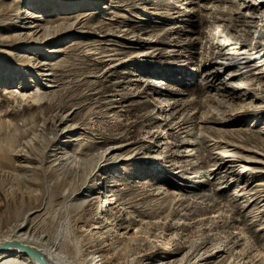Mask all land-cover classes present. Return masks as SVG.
<instances>
[{
    "label": "bare ground",
    "instance_id": "1",
    "mask_svg": "<svg viewBox=\"0 0 264 264\" xmlns=\"http://www.w3.org/2000/svg\"><path fill=\"white\" fill-rule=\"evenodd\" d=\"M45 1H55L60 9L52 10L47 4L48 14L20 12L26 0H0V8L6 9L5 14H0V76L4 73L2 70L13 66L23 74L15 89L6 85L8 89L0 90V195L5 188L20 194L16 212L6 216V235L3 229L0 246L17 241L40 251L50 264H79L77 260L80 264H224L225 255L221 254L224 250L213 248L191 257L194 252L192 246L184 251L183 242L167 247L162 241H157L154 231L156 224L161 222L159 218L150 217L152 199H164L166 202L173 194L167 188H154L153 183L139 180L130 183L126 177L133 167L139 174L138 179L142 172L146 175L155 173L154 167L158 164L162 172L172 175H162L163 181H182L179 183L180 192L177 195L173 192L176 206L178 203L187 206L191 202H199L204 204L207 213L219 214V202L213 200L204 187L226 182L225 179L235 171L243 176L247 172L264 176V151L253 152L260 157L256 160L242 159L231 151L214 153L209 146L213 140L198 127L200 123H208L205 117H201L194 126H186L187 117L193 113L188 112L185 101L176 99L185 93L174 89L167 91L170 93L168 98L160 96L163 86L158 85V80L170 77L167 73L171 72L170 68L158 62L142 60L134 63L130 58L113 59L119 54H112L114 49L110 48L118 46L117 39H121L137 46L153 43L154 46L174 45L185 49L191 48L198 39L183 42L173 38L172 33L155 36L156 40L141 38V34L150 32L149 27L141 23L131 29L119 18L97 20L99 13L96 10L102 8L95 3L103 0H79L80 5L92 8L91 12H77L67 18L49 15L55 11L62 12L67 7L75 9L79 5L75 2L77 0ZM105 1L110 2V8L124 9V0ZM176 1L182 3L186 0ZM187 1L188 5L202 7V2L209 0ZM221 1L238 8L237 11L218 8L220 15L211 18L210 23L215 26L205 39L202 56L208 63L203 68L208 74L203 79L209 82L206 87L214 91L210 98L215 106H220L224 97H230L225 113L229 116L220 118L223 119L222 124H230V117L235 124L250 118L258 121L264 118V0ZM135 2L138 3L134 4L136 9H139V4L146 3L158 4L161 9L170 7L163 0ZM177 3L173 4L180 9ZM243 8L248 13L242 16L240 9ZM180 12L183 16L192 13L188 9ZM4 32L5 35L1 34ZM75 34L81 37L57 49ZM88 36L99 37L101 47L93 44L92 40H86ZM31 51H37V55L19 53ZM168 53L182 56L177 49ZM156 55L158 53L149 57L155 59ZM86 57L89 60L84 62L81 58ZM126 63L133 65V70L123 72L121 68ZM157 67L165 72L157 74L160 78L153 79ZM80 69L82 74L74 76ZM11 81L9 79L13 85ZM82 86L89 87L88 95L91 96L86 105L93 109L87 108V112L96 110L108 123L114 110L126 119L131 112H138V118L130 122V127L111 132L109 138L113 142L100 145L102 139L91 132L92 137H87L89 131L80 120H75L80 107L70 103L74 97L72 92ZM155 111H162V114L154 120ZM4 123L7 126L3 127ZM251 124L254 126L250 127ZM251 124L245 131L253 134L256 141L246 142L253 148L264 150V122L263 126ZM138 125L143 129L140 137L136 138L134 133L140 130L136 129ZM164 136L169 139L166 138V143L162 139ZM218 143L230 147L226 141L219 140ZM163 146L161 154H165L160 155ZM193 150L198 151L200 157L195 165L189 166L190 161L186 158L195 152ZM213 153L219 158H213ZM220 157L221 162H218ZM184 158L185 161H181ZM203 163L206 165L202 166ZM124 164L128 169L122 168ZM251 164L257 167L253 169ZM196 175L207 179L193 181ZM38 184H43L47 190L54 189L53 202H43L24 212V201L30 202L36 197ZM140 184L144 188L140 189ZM257 186L261 187L255 191L259 193L255 203L258 208L264 199V182ZM225 188L227 186L217 190ZM142 190L144 195L140 192ZM260 212L261 220L264 208ZM233 219V222H239L238 218ZM47 223L50 225L48 228L54 225L52 231H46ZM70 223H73L72 227ZM181 224V221H176L172 225L178 235L182 234L178 230ZM149 238L153 243H148ZM70 239L72 248L68 242ZM150 246L152 248L144 252V247ZM210 259L215 261L210 262ZM0 264L39 263L27 253L10 249L0 253Z\"/></svg>",
    "mask_w": 264,
    "mask_h": 264
},
{
    "label": "rangeland",
    "instance_id": "2",
    "mask_svg": "<svg viewBox=\"0 0 264 264\" xmlns=\"http://www.w3.org/2000/svg\"><path fill=\"white\" fill-rule=\"evenodd\" d=\"M135 1L138 0H124L125 5L124 7H122L124 9H116L114 7L110 8L108 7L110 5V2L108 3V1L105 0L101 2H97L95 3V6L102 8L100 10H96V12L99 13L97 15V20H103V18H110V19L119 18V20L125 21L128 25V28L131 29H134L135 26H138L141 23V25L147 26L150 29L149 33L144 35L141 34L140 35L141 38H150L156 40L155 36H161L162 34L167 35L169 33H172L171 36L173 38H176L177 40H182L183 42L192 38H196L198 40L194 41V43L191 45V48H189L190 47L189 46L188 48L185 49H178L175 48L174 45L154 46L153 43L145 46H137V45L129 44L121 39H117L118 46L117 45L110 46V48L114 49V51L111 52L112 54L118 53L119 55H115L112 58L115 59L117 57L116 59H123V60H127L128 58H130L133 60L132 62L134 63L143 60L145 62H156V63L158 62L159 65L163 64L162 66H168V68H170L169 71L171 72H167V73L168 76L170 75V77H168L167 79H163L161 77V79L158 80L159 81L158 85L163 86L160 92V96L162 95V97L166 99L170 96V93L167 91L174 89L183 91L185 93L184 96H178L176 97V99L185 101L186 109L188 110L189 113H193L192 115H189L187 117L186 126H194L201 121L200 119L201 117H205L208 120V123H203V124L200 123L198 127H201L200 131L207 134V136H209L211 140H213L212 142H209V146L214 153H218V152L224 153V151H231L237 153L242 159L245 160L260 159L259 155L253 152L260 153L263 152L264 150L263 148L260 147L253 148L249 145L248 142L251 143L252 140L256 141V137L253 134L245 131V128L249 127L251 123H255L256 126H263L264 118L262 119L260 118L258 119V121L250 118L235 124L231 122V119L233 117H230V120L228 122L231 125L222 124L221 122H223V119L229 116V115H225V113H227L228 110L226 109V105L230 102L229 99L230 97H224L223 99L224 102H222L220 106L219 105L215 106V104L213 103V101H211L210 98V96L214 94V91L211 90L210 87H206L207 83L209 82L206 81V78L203 79V76L208 74L207 70L203 68L204 65L208 63L207 59H204L205 57L202 56L204 52L203 50L205 48L204 46L206 44L205 39L213 29V26H215V25L212 26V24L210 23L212 21L211 18L220 15L218 8H220L221 10L224 9L226 10V8L227 9L230 8L233 11H237L238 7L234 5L230 6L228 3H224L221 0L204 1L202 2V7L188 5L187 0L182 1V3H177L176 0H163L169 4L170 7L168 9H161V7L158 6V4L148 5L147 3L139 4L137 6V8L139 9H136L134 4H138V3H136ZM147 1L156 2L158 0H147ZM75 2L77 4L80 3L79 0ZM171 2L175 4L177 3V5L180 6V9L175 8L174 6L175 4ZM47 4H50V8L52 10L60 9L59 5L55 3V1L48 2L45 0H26V3H24L21 6L20 12H30V13L36 12L37 14L39 13L45 14L46 12V14H48L47 9L49 8V6H47ZM103 7H106L107 9ZM91 9L92 8L87 7L84 4L83 5L79 4L75 7V9L67 7L63 9L64 11L62 12L55 11L53 14L49 16L50 17L61 16L67 18L69 15H73L74 13L77 12L90 13ZM184 9H188L192 11V13L189 14L188 16H183L180 11H183ZM240 11L242 13V16L248 13L247 12L248 10L244 8L240 9ZM5 13H6V9L0 8V14H5ZM1 34L5 35V32ZM76 37L78 38L81 36L75 34L69 37L68 39L65 40V42H63L60 46H58L57 49L64 47L73 41L78 40ZM85 39L90 41L92 40L93 44H96L97 47L100 46L99 43L101 39L97 36H88L85 37ZM85 39L82 38L81 40H85ZM46 49L48 50L49 48ZM174 49L179 50L182 56H176V57L171 56V54L173 53L170 54L168 53V51ZM13 50L14 49H10L9 51L14 52ZM212 51L215 52L217 50L212 49ZM19 53L21 55L24 54L37 55V51L34 52L31 51V53L30 52H23V53L19 52ZM157 53L158 55H156L157 57H155V59L149 57L150 54H157ZM253 53H256V51ZM144 54L145 56L140 57L141 55ZM81 59L84 60V62H87L89 60L88 57ZM52 60L54 61L56 59H52ZM132 68H134L133 65H131L130 63H126L121 68V70L123 72H127L133 70ZM157 68L155 69L156 74L154 73L152 75L153 79L160 78L159 75L157 76V74H163L165 72L164 70L161 69V67H157ZM82 70L85 69L82 67ZM2 71H4V73L2 72V75L0 76V90L5 88L8 89L9 87L7 86H11L10 87L11 89H15V86H18L19 83H21L22 81L21 76L23 77V74L19 68L14 66L7 67ZM173 71H176L177 73H174ZM227 73L228 72H226L225 74ZM80 74H82L81 69L78 70L77 73L74 74V76H78V75L80 76ZM9 79L12 80L11 82L13 85H10ZM86 87L87 86L76 88V90L72 92V94H74V97L70 103L77 104L80 107L79 115H77L75 120H80V122L84 124V127L87 129V131H89V133L86 135L87 137L90 136L92 137L91 133H93L95 135H98L100 139H102V143L100 145L111 143L113 142V140L109 138L111 132L112 133L116 132L118 128L130 127V122L138 118V112H131L126 119V118H121L119 116L120 113H118L117 110H114L111 112L112 119L108 123L107 121H104V119L101 117L102 115L101 113H96L97 112L96 110L87 112L86 110L87 108L93 109V107L86 105L89 103L88 100L91 98V96L88 95L89 87L87 88ZM237 94H240V92H238ZM61 102L64 103V100L63 101L61 100ZM155 112L156 113H154V120L157 117L161 116L162 114V111H155ZM51 118L52 116L48 117L49 121L51 120ZM150 120H153V118H151ZM120 123L121 125H119ZM2 126L5 127L7 125L6 123H4L2 124ZM252 126H254V124H251L250 127ZM1 128L2 127L0 125V129ZM136 129H140L138 132L134 133V136L138 138L142 134L141 131L143 128L140 125H138ZM194 129L195 131H197L196 128ZM79 133H81V131ZM166 138L168 139V136L167 137L164 136V138L162 139L165 142L163 140L162 142L166 143ZM219 140L228 142L230 144V147L229 145H226L224 143L222 144L218 143ZM163 148L164 146L160 149V155L165 154V153L161 154V152L164 150ZM245 149H248L250 151L247 152L245 151ZM193 151L195 152L190 153L191 158L190 157L186 158L188 159V161H190L188 162L189 166L195 165L196 162L198 161V158L200 157V153L198 152L199 150L198 151L193 150ZM165 157L166 156H164V158ZM215 157L219 158V156L214 154L213 158ZM181 161H185V158L182 159ZM217 161L221 162V157ZM213 162H211L210 165ZM213 164H215V162ZM205 165L206 163H203L202 166ZM121 166L122 168L128 169L127 167L128 165L124 164ZM156 166L154 167L155 173L152 172V174L150 173V175H146L145 172L144 173L142 172L139 179L137 177V175L139 174H137L135 170L136 167H133V169L130 172V175H128L126 178L130 183L138 180L140 182L141 181L147 182L148 184L153 183L154 188L156 186L167 188L173 194V195L171 194L172 197L170 196L166 202L164 199H160L158 201H156V199H152L151 204H153V206L151 208L153 212L150 214V217L151 219L159 218L161 222V224L160 223L156 224L157 227L155 228L154 231L155 236L157 237L156 238L157 241H162L163 246H167V247H171L179 242H183L184 244L181 245L183 246L182 248L184 251H187L192 246L194 252L192 253L193 255L191 257H194L196 253L207 252L211 249L213 250V248H217L222 251L224 250V252H221V254L224 253L225 255V258L223 260L224 264H264V220H263L264 216H262L263 218L261 220L259 219L261 215L258 216V214H261L260 210L264 208L263 205L264 199L261 201L260 207L257 208V206H255V203L257 202L256 201L257 196H259V193L257 192L259 189H261V187L259 186L258 188L257 185L264 182L263 175L258 176L253 174L252 172H247L243 176V174L239 175V172L236 173L235 171V173L233 175H230V177L226 179L224 178L226 182H223L221 184L210 185V186L206 185L204 187L206 192L211 194L213 200H217L219 202L218 204L219 214L218 213L209 214L206 212L204 204L199 202H191L187 206L185 205L180 206V204L178 203L176 206L174 204L175 201H173L174 199L173 197H175L180 192L179 183H181L182 181L180 180L172 181L170 179H169L170 181L169 180L163 181L161 179L162 175H167L170 177H172V175L168 173L165 174L164 172H162L161 166L159 167L158 164H156ZM255 167L257 166L256 165L251 166V168L253 169H255ZM225 169L226 168H224V170ZM156 174H158L159 177ZM198 176L196 175L193 181H201L207 179L205 177L201 178V176L199 177ZM211 182H215V180H212ZM225 186H227V188L217 190L218 188L221 187L223 188ZM247 186H249V188H247ZM141 188H144L143 184L142 185L140 184V189ZM4 190L5 192H3L2 195H0V228H1L0 232H2V234L0 233V236L4 235L5 227L7 226L5 221L7 214L14 215V213L17 210V207L19 206L18 203L20 199V194L16 190L14 189L9 190L8 188H5ZM35 192H36L35 193L36 197H34L33 200H31L30 202H28L27 200L24 201V206H23L24 212L35 205L38 206L42 204L43 202L46 204L53 202L52 199L56 195L53 188L47 190L45 189V186L43 184H38L36 186ZM140 192L143 193L144 195L143 190ZM173 192H175L176 195ZM233 196H235L236 199H234L235 197ZM210 203H213V201H211ZM137 210H135V212H137ZM59 212L61 215L62 211L60 210ZM213 215L214 217H211ZM233 217L238 218L239 222H233L234 220ZM176 221H181L183 223L178 228L179 232H181L182 234L178 235L176 233L177 230H175V228H172L173 222ZM48 223L50 224V222ZM48 223L46 224V226L44 225L47 229L45 227L44 228L46 229V231L49 229L52 231L54 225L48 228L50 226L48 225ZM72 224L73 223H70L71 227ZM3 229L4 231H2ZM5 235H6V231H5ZM149 239H148V243L149 241L151 242V238ZM68 242L70 243V247L72 248V240L70 239ZM150 248L152 247L151 246L148 248L144 247L145 249L144 252H148ZM181 256L182 255L178 256V258ZM79 258L80 256H77V259ZM209 261L210 262L215 261V259H210ZM77 262L79 264L81 263L80 260L79 261L77 260Z\"/></svg>",
    "mask_w": 264,
    "mask_h": 264
},
{
    "label": "water",
    "instance_id": "3",
    "mask_svg": "<svg viewBox=\"0 0 264 264\" xmlns=\"http://www.w3.org/2000/svg\"><path fill=\"white\" fill-rule=\"evenodd\" d=\"M10 249H18L24 253H27L28 255H30V257L36 260L39 264H50L40 251L34 248H31V247L22 245L17 241L6 242L2 244L0 246V253L7 252Z\"/></svg>",
    "mask_w": 264,
    "mask_h": 264
}]
</instances>
